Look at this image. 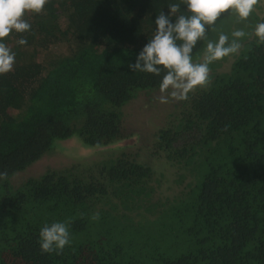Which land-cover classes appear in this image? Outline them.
I'll use <instances>...</instances> for the list:
<instances>
[{
    "label": "trees",
    "instance_id": "1",
    "mask_svg": "<svg viewBox=\"0 0 264 264\" xmlns=\"http://www.w3.org/2000/svg\"><path fill=\"white\" fill-rule=\"evenodd\" d=\"M178 2L50 0L26 17L30 32L6 39L0 264H264V45L253 35L264 0L245 25L209 31L248 33L210 65L211 84L161 104L163 74L128 64ZM69 140L92 152L54 156ZM68 221L71 244L42 253L41 228Z\"/></svg>",
    "mask_w": 264,
    "mask_h": 264
},
{
    "label": "clouds",
    "instance_id": "2",
    "mask_svg": "<svg viewBox=\"0 0 264 264\" xmlns=\"http://www.w3.org/2000/svg\"><path fill=\"white\" fill-rule=\"evenodd\" d=\"M50 0H0V76L14 70L15 52L6 43L13 34L23 35L31 31L27 16L43 14ZM261 0H179L170 3L169 11H161L155 20L156 30L136 58L129 63L130 71L162 76L159 84V103L170 100L187 101L191 93L206 89L211 84V67L214 62L238 55L241 40L248 35L242 29L224 32L218 39L209 38V31L218 32V21L235 18L236 23L246 22L257 10ZM185 6L181 10V6ZM253 35L264 45V23L255 26ZM199 42H204L202 58L193 59V51ZM19 45L27 40L21 38ZM8 178L0 172V180ZM99 220V213L91 217ZM68 222L45 224L39 234L42 253L60 255L71 244Z\"/></svg>",
    "mask_w": 264,
    "mask_h": 264
},
{
    "label": "rangeland",
    "instance_id": "3",
    "mask_svg": "<svg viewBox=\"0 0 264 264\" xmlns=\"http://www.w3.org/2000/svg\"><path fill=\"white\" fill-rule=\"evenodd\" d=\"M247 23V22H246ZM246 23H244L243 25H245ZM135 139H130V140H128V143H126V144H129V143H134L135 141H134ZM77 141H75V140H69V142H68V144H66V145H64V146H60V145H58V147H56L55 148V150H54V156H57L58 155V150H63V151H65V152H67L68 154H75V155H82V154H87V155H89L91 152H92V150L91 149H89V148H86V147H79V146H76V143ZM125 143V142H124ZM123 143V144H124ZM61 147V148H60ZM63 147V148H62ZM58 157V156H57ZM56 157V158H57ZM167 192H169L168 191V189H167Z\"/></svg>",
    "mask_w": 264,
    "mask_h": 264
}]
</instances>
